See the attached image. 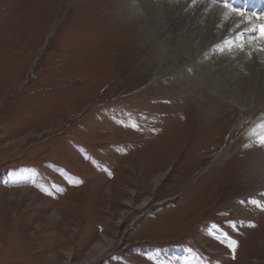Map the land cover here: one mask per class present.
I'll list each match as a JSON object with an SVG mask.
<instances>
[{
  "label": "rangeland",
  "instance_id": "1",
  "mask_svg": "<svg viewBox=\"0 0 264 264\" xmlns=\"http://www.w3.org/2000/svg\"><path fill=\"white\" fill-rule=\"evenodd\" d=\"M114 5L0 0V264H264V91L134 55Z\"/></svg>",
  "mask_w": 264,
  "mask_h": 264
},
{
  "label": "bare ground",
  "instance_id": "2",
  "mask_svg": "<svg viewBox=\"0 0 264 264\" xmlns=\"http://www.w3.org/2000/svg\"><path fill=\"white\" fill-rule=\"evenodd\" d=\"M119 1L120 5L118 0H112L118 9L117 14L113 12L111 17L116 19L111 21L113 28H109L110 23H106L108 28H103L102 34L107 36V31L115 32L117 38L121 34V43L128 42V50L134 55L153 41L156 45L154 49H158L171 64L178 62L179 58L194 65L207 60L204 67L199 69V76L218 90L225 88L223 91L229 96L236 89L240 91L242 83H257L259 94L264 91V36L260 35V31H264V19L256 20L239 11L241 6L247 7L252 0H225L230 3L229 7L207 0ZM218 104H221V108L229 107L224 102ZM215 116H211L212 119Z\"/></svg>",
  "mask_w": 264,
  "mask_h": 264
},
{
  "label": "snow or ice",
  "instance_id": "3",
  "mask_svg": "<svg viewBox=\"0 0 264 264\" xmlns=\"http://www.w3.org/2000/svg\"><path fill=\"white\" fill-rule=\"evenodd\" d=\"M118 123H120L122 126L124 127H130L133 130L136 131H140L141 130V126L136 123V122H132L131 124H126L123 120L118 121ZM152 131L155 133L157 130L156 129H152ZM107 171V170H105ZM107 175L111 176L112 173L111 171H107ZM83 181L82 180H76L74 182L75 185H79L82 184ZM49 195H51V192H48ZM261 199H257V198H252L250 200L247 201L248 204L254 206L255 208L264 211V193H261ZM240 204H245L246 201L245 200H240L239 201ZM225 215H227L228 213H224ZM228 227L229 229H231L233 232H239L240 230V226L244 224L243 221H233V220H229L227 221ZM247 227L250 228H255L256 224L252 223V222H248ZM213 231L209 232V236L216 239L217 241H219L221 244H224L231 252L232 254V258L235 259V254L237 252V249L239 247V242L234 239L228 231H225L220 225L214 224L212 226ZM217 232H219V234H217ZM190 251V255H191V250ZM149 260H156L157 257H149ZM183 264H191V262L189 260H185L183 262Z\"/></svg>",
  "mask_w": 264,
  "mask_h": 264
}]
</instances>
